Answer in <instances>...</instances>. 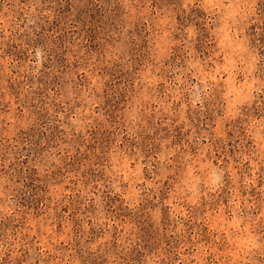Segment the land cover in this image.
<instances>
[{"label": "rangeland", "instance_id": "374dc122", "mask_svg": "<svg viewBox=\"0 0 264 264\" xmlns=\"http://www.w3.org/2000/svg\"><path fill=\"white\" fill-rule=\"evenodd\" d=\"M0 264H264V0H0Z\"/></svg>", "mask_w": 264, "mask_h": 264}]
</instances>
